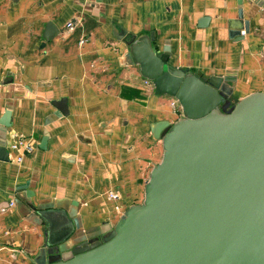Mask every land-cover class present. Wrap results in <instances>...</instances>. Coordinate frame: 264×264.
Returning a JSON list of instances; mask_svg holds the SVG:
<instances>
[{"label":"crops","instance_id":"1","mask_svg":"<svg viewBox=\"0 0 264 264\" xmlns=\"http://www.w3.org/2000/svg\"><path fill=\"white\" fill-rule=\"evenodd\" d=\"M238 8L236 0H0V118L10 111L9 126L0 124L9 155L0 160V264L44 257L46 225L28 219L30 205L76 202L80 236L112 229L143 201L163 154L153 130L182 111L140 74L128 40L153 34L172 67L228 76L231 104L264 91V9L243 0L249 29L230 38ZM49 22L58 33L46 40ZM19 139L32 151L12 150Z\"/></svg>","mask_w":264,"mask_h":264},{"label":"water","instance_id":"2","mask_svg":"<svg viewBox=\"0 0 264 264\" xmlns=\"http://www.w3.org/2000/svg\"><path fill=\"white\" fill-rule=\"evenodd\" d=\"M236 1L229 35L241 39L249 25L243 0ZM248 1L264 9V0ZM57 33L46 24V40ZM153 40V34L133 37L128 55L156 93L176 99L182 117L153 130L163 154L143 201L112 229L80 236H74L76 202L68 210L30 205L28 219L46 225L45 255L31 264H264V91L231 104L228 76L203 79L172 67L168 51L156 52ZM9 117L7 110L0 124L9 126ZM8 156L0 144V160Z\"/></svg>","mask_w":264,"mask_h":264},{"label":"built area","instance_id":"3","mask_svg":"<svg viewBox=\"0 0 264 264\" xmlns=\"http://www.w3.org/2000/svg\"><path fill=\"white\" fill-rule=\"evenodd\" d=\"M66 27L68 28V29H71L72 28V23L71 22H68L67 24H66ZM81 42H83V41H81ZM176 101V100H175ZM172 104H175V102H173ZM20 147H22L23 148V152H30V151H32V149H33V147L29 144V143H25L22 139H19L17 142H15V143H12L11 145H10V148L12 149V150H19L20 149ZM22 152V151H21ZM21 152H18V153H16L15 155H14V160L16 161V162H20L21 160H22V153ZM109 196L110 197H113V198H116L117 197V194L116 193H113V192H110L109 193ZM14 205V201L12 200V201H10L9 202V206H13Z\"/></svg>","mask_w":264,"mask_h":264}]
</instances>
